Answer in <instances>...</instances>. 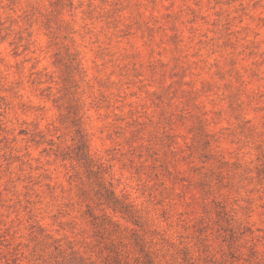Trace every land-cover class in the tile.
<instances>
[{"label": "rangeland", "instance_id": "1", "mask_svg": "<svg viewBox=\"0 0 264 264\" xmlns=\"http://www.w3.org/2000/svg\"><path fill=\"white\" fill-rule=\"evenodd\" d=\"M0 264H264V0H0Z\"/></svg>", "mask_w": 264, "mask_h": 264}]
</instances>
